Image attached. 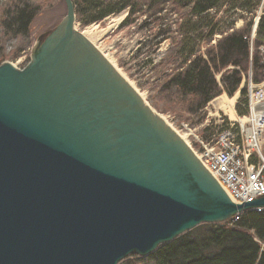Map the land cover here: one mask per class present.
<instances>
[{
	"label": "water",
	"instance_id": "1",
	"mask_svg": "<svg viewBox=\"0 0 264 264\" xmlns=\"http://www.w3.org/2000/svg\"><path fill=\"white\" fill-rule=\"evenodd\" d=\"M63 1L29 62L0 64V264H117L264 207V195L231 201L139 110L113 121L110 138L92 113V51Z\"/></svg>",
	"mask_w": 264,
	"mask_h": 264
},
{
	"label": "trees",
	"instance_id": "2",
	"mask_svg": "<svg viewBox=\"0 0 264 264\" xmlns=\"http://www.w3.org/2000/svg\"><path fill=\"white\" fill-rule=\"evenodd\" d=\"M36 1L0 0V61L5 59L2 55L4 41L19 39L15 49L16 52L22 50L24 44L21 43L26 41L29 24L40 10ZM261 1L72 0V3L75 21L82 27L123 10H127L123 24L131 23L145 3L149 10H160L167 4L173 6L178 39L166 60L171 68L155 85V102L151 105L156 108L160 103L161 113L184 112L201 123L205 117L204 107L221 92L230 98L236 95L238 115L247 112L245 93L249 66L254 81L264 75L257 53H253L250 61L243 36L248 33L252 15ZM243 14L249 16L248 23L234 29L235 21ZM216 35L219 37L215 39ZM214 39L215 43L210 44ZM255 44L264 45V14L258 22ZM118 264H264V212L246 210L237 219L202 223L147 256L130 255Z\"/></svg>",
	"mask_w": 264,
	"mask_h": 264
},
{
	"label": "rangeland",
	"instance_id": "3",
	"mask_svg": "<svg viewBox=\"0 0 264 264\" xmlns=\"http://www.w3.org/2000/svg\"><path fill=\"white\" fill-rule=\"evenodd\" d=\"M36 2L40 5V10L29 24L26 41L21 43V45L24 44L22 50L16 52L15 49L19 44V39L4 41L2 55L5 56V59L0 61V64L2 62L13 64L18 62L20 68H23L29 62L35 45L40 44L63 19L65 15L63 0H38ZM146 5L147 3L142 6L140 14L134 16L131 23L123 24L127 15V10H123L84 27L76 22L75 29L81 32L86 28H90L93 35L92 41L97 49L132 81L133 85L157 113L162 114L179 133L187 134L189 146L201 162L199 154L203 152V148H201V141L199 140H211L213 142L223 125L220 123V119H223V123L228 121L229 115H224L217 108L219 107L218 97L225 92H221L205 106L206 108L204 107L205 117L201 123H196L197 118L195 116L184 112L175 115L168 112L161 113L162 105L160 103L156 102V108L151 105V102H155L153 100L155 85L164 73L171 68V63H167L166 60L168 61L171 56L174 49L172 46H174V41H177L178 35L174 31L176 14L173 12V6L167 4L160 10L157 8L149 10ZM248 21L249 16L243 14L242 18L235 21L233 28L240 29ZM163 37L167 38L163 40ZM218 37L216 35L214 38ZM215 39L210 44H214ZM160 61H162L161 65L159 64ZM180 114L182 117L179 116Z\"/></svg>",
	"mask_w": 264,
	"mask_h": 264
},
{
	"label": "built area",
	"instance_id": "4",
	"mask_svg": "<svg viewBox=\"0 0 264 264\" xmlns=\"http://www.w3.org/2000/svg\"><path fill=\"white\" fill-rule=\"evenodd\" d=\"M260 13L261 8L253 19L250 32L243 36L250 47L254 44ZM256 52L264 75V46L259 45ZM252 54L253 51L249 52L250 60ZM11 64L20 68L18 62ZM245 97L246 114L238 116L233 109V103H229L235 118L230 119L226 115L228 121L225 123L220 119L223 125L213 142L199 140L203 148V152L199 154L201 163L204 162L206 170L235 203L249 202L264 195V156L261 143V137H264V77L259 82L253 81L251 68ZM233 102L235 105L236 101ZM223 114L225 115L224 112ZM241 119L244 121L241 122ZM254 210L264 212V207ZM237 216L234 218L237 219Z\"/></svg>",
	"mask_w": 264,
	"mask_h": 264
},
{
	"label": "bare ground",
	"instance_id": "5",
	"mask_svg": "<svg viewBox=\"0 0 264 264\" xmlns=\"http://www.w3.org/2000/svg\"><path fill=\"white\" fill-rule=\"evenodd\" d=\"M263 3H264V0L261 1L259 6L257 7V10L252 15L251 24H250L248 33L250 32V29L253 25V22H254L253 19L256 16L257 11L261 8V13L259 14V18L256 23V32H257V26H258L260 16L264 14ZM74 30L77 31L75 28ZM78 33L80 37H82L88 43L89 49L90 51H92V55H91L92 60H90L89 62H92L91 67H93L95 71L94 77H96V81H95L96 85H94L93 82H91L92 86H90L91 92L95 96V98L92 96L93 103H94L92 104L93 105L92 113H94L95 116L102 118L103 123L101 124V127L103 129H106V133L107 134L109 133L110 138H113L114 135L116 134V130L108 128V127H111V125L117 124L113 121H117L120 124L121 122L126 121V116L123 115L125 111L127 112V114H132L133 109L139 110L142 113V115L145 117L146 121L150 124V127H152L156 131V134L159 137L165 139L169 143H174L176 145H179L185 151L190 152L191 155L194 157V159L199 161L198 156L194 154V152L189 146L187 134L179 133L166 120V118L162 114L157 113L144 99L143 95L138 91V89L133 85L132 81H130L115 66V64L111 60H109L99 49H97V47L93 44V41H92L93 35L91 34L90 28H86L82 30L81 32L78 31ZM260 45H263V44H260ZM258 46L255 44V39H254L253 47H250L248 45V53L251 51H253V53L254 52L257 53L256 48ZM97 77L100 80H98ZM263 77L261 78V80L263 79ZM259 81H255V82H259ZM98 82L104 84V86H102L100 83L97 84ZM246 85H247V81H246ZM82 87L84 88L89 87V84L85 83L84 85H82ZM235 97L236 95H234L232 98L230 97L228 98L226 93H223V95L218 97L219 107L217 108L223 111L225 114L229 115L230 118H235L233 110L231 106L229 105V103L230 104L233 103V109L236 113L235 105L233 102ZM241 120H242L241 122L244 121V119H241ZM262 139L263 137H261V143L263 142ZM199 164L201 165L203 170L204 169L206 170V168L200 161H199ZM209 175L211 174L209 173ZM220 188L223 190L225 195L231 201H233L229 197L227 192L221 186Z\"/></svg>",
	"mask_w": 264,
	"mask_h": 264
}]
</instances>
